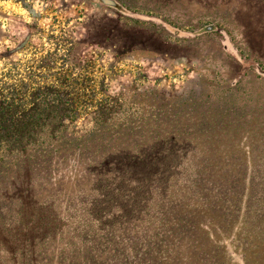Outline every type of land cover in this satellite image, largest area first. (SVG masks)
I'll use <instances>...</instances> for the list:
<instances>
[{"label":"rangeland","instance_id":"rangeland-1","mask_svg":"<svg viewBox=\"0 0 264 264\" xmlns=\"http://www.w3.org/2000/svg\"><path fill=\"white\" fill-rule=\"evenodd\" d=\"M105 1L0 0V102L60 127L0 152V264H264V0ZM170 139L175 190L84 162Z\"/></svg>","mask_w":264,"mask_h":264},{"label":"trees","instance_id":"trees-1","mask_svg":"<svg viewBox=\"0 0 264 264\" xmlns=\"http://www.w3.org/2000/svg\"><path fill=\"white\" fill-rule=\"evenodd\" d=\"M105 2H109V0H106ZM16 110L17 109H14L15 114H17ZM33 110H35V108H33ZM14 113L11 112L10 105L0 102V152H2V154L16 153L15 151H17L21 156H23L26 155V153H34L37 148L41 146L39 142H43L42 140L44 139V136L52 137L58 130H60V127L56 128L52 127L49 124H43L42 122H40V120H38L36 123L30 122L31 120H34L33 113L23 115L22 117H25L23 122L21 121V119L15 120L16 118ZM6 120H9V122H7ZM169 141L173 140L170 139ZM174 142L175 141L167 145H162L161 150L166 153L161 154L157 150L158 148L156 146H152L151 148H148V152L151 151L152 153L143 154L144 156L135 153L141 152L136 150L143 145L138 148L134 147L135 150L132 147H129L128 150H123L122 147L114 142L115 144L111 143L110 145H108L107 149L99 150V153L97 155L92 154L93 156L86 159L84 162H86V168H105L108 166L112 167V170L117 171L120 166L124 170L132 171V173H134V176L142 179H144L145 173L146 178H151V176L158 174L159 180H161V182H163L164 184H167V188H169L170 190H175V185L172 183L173 178L169 176V173H176L175 169L179 167L180 163V160L176 159L177 145ZM51 146L53 148V151H56L55 145ZM18 147H20V149ZM121 152L125 153V156L119 157V159L122 158L121 161L111 160V155L120 154ZM76 157L77 156H69L66 158L68 160L70 158L71 160H73L70 165V170L72 169L74 172H77L79 170V165L77 164L79 161L75 159ZM57 166L59 165H56L54 167ZM161 167H165L164 170L166 171V173L158 170L159 168L161 169ZM166 167H168V169ZM133 175L132 177H134ZM185 201L188 202V199H186ZM194 201L195 205L186 210L190 215L197 214L196 209L200 208V204L202 205V202L198 201V199H194ZM182 206L185 207V205ZM205 209V214H208L207 208H204L202 210ZM202 214H204L203 211ZM211 214L214 213L211 211Z\"/></svg>","mask_w":264,"mask_h":264}]
</instances>
